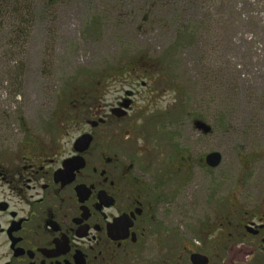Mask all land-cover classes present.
I'll use <instances>...</instances> for the list:
<instances>
[{"label": "flooded vegetation", "instance_id": "af4514ba", "mask_svg": "<svg viewBox=\"0 0 264 264\" xmlns=\"http://www.w3.org/2000/svg\"><path fill=\"white\" fill-rule=\"evenodd\" d=\"M205 1L223 33L239 26V0ZM12 85L0 106V264H264V154L255 153L252 178L242 171L229 190L227 175H214L221 151L144 159L124 125L130 91L55 110L45 130L20 138ZM193 128L213 133L203 120Z\"/></svg>", "mask_w": 264, "mask_h": 264}, {"label": "rangeland", "instance_id": "374dc122", "mask_svg": "<svg viewBox=\"0 0 264 264\" xmlns=\"http://www.w3.org/2000/svg\"><path fill=\"white\" fill-rule=\"evenodd\" d=\"M238 2L240 24L223 33L205 0H39L22 77L10 59L22 48L0 42V106L18 85L22 138L45 130L55 110L133 92L124 125L143 158L221 151L214 175L226 174L229 190L242 171L252 178L255 153L264 154V15L253 0ZM195 120L212 135L195 131Z\"/></svg>", "mask_w": 264, "mask_h": 264}, {"label": "trees", "instance_id": "16d2710c", "mask_svg": "<svg viewBox=\"0 0 264 264\" xmlns=\"http://www.w3.org/2000/svg\"><path fill=\"white\" fill-rule=\"evenodd\" d=\"M39 0H0V42L18 44V55L12 53L10 59L14 69L23 76L24 49L30 32L36 24V6ZM3 48V47H2ZM13 47L11 46L12 50ZM16 66V67H15ZM14 71V70H13Z\"/></svg>", "mask_w": 264, "mask_h": 264}, {"label": "water", "instance_id": "95a60500", "mask_svg": "<svg viewBox=\"0 0 264 264\" xmlns=\"http://www.w3.org/2000/svg\"><path fill=\"white\" fill-rule=\"evenodd\" d=\"M195 127L198 130L203 131L204 134H209L211 132V128L209 126H206L202 122H196ZM220 155L219 154H212L208 157V164L212 167H216L220 163Z\"/></svg>", "mask_w": 264, "mask_h": 264}]
</instances>
